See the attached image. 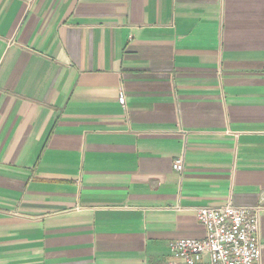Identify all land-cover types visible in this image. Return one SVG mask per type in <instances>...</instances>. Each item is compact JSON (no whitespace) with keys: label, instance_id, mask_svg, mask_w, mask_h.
<instances>
[{"label":"crops","instance_id":"1","mask_svg":"<svg viewBox=\"0 0 264 264\" xmlns=\"http://www.w3.org/2000/svg\"><path fill=\"white\" fill-rule=\"evenodd\" d=\"M228 203L264 264V0H0V264H185Z\"/></svg>","mask_w":264,"mask_h":264},{"label":"built area","instance_id":"2","mask_svg":"<svg viewBox=\"0 0 264 264\" xmlns=\"http://www.w3.org/2000/svg\"><path fill=\"white\" fill-rule=\"evenodd\" d=\"M119 102L125 106V94L119 93ZM182 158H177L173 168L181 170ZM196 215L206 230L204 239L180 238L170 244L172 254L185 264L199 263L205 254L210 264H259L258 210L252 207L201 206Z\"/></svg>","mask_w":264,"mask_h":264}]
</instances>
